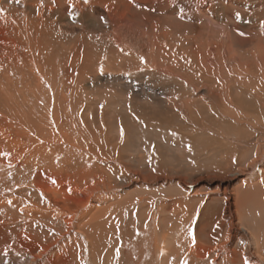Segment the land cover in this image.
I'll use <instances>...</instances> for the list:
<instances>
[{"label": "rangeland", "instance_id": "obj_1", "mask_svg": "<svg viewBox=\"0 0 264 264\" xmlns=\"http://www.w3.org/2000/svg\"><path fill=\"white\" fill-rule=\"evenodd\" d=\"M262 42L264 0H0V264H261Z\"/></svg>", "mask_w": 264, "mask_h": 264}, {"label": "bare ground", "instance_id": "obj_2", "mask_svg": "<svg viewBox=\"0 0 264 264\" xmlns=\"http://www.w3.org/2000/svg\"><path fill=\"white\" fill-rule=\"evenodd\" d=\"M263 2H260V4H262ZM213 10V9H212ZM210 13L213 15H215V13H218V11L217 12H214V11H210ZM209 13V14H210ZM210 14V15H211ZM206 16V15H205ZM208 18V17H207ZM217 18V17H216ZM210 19H211V17H210ZM213 19V18H212ZM214 20V19H213ZM220 27V26H219ZM127 29H131V24L130 25H128L127 26ZM222 29V28H221ZM209 33V32H208ZM226 35H228V34H226ZM226 35H224L223 37L224 38H227V36ZM211 39V38H210ZM262 39V38H261ZM226 42H227V40H226ZM226 46V45H225ZM229 46V45H228ZM228 46H226V50H227V48L229 49V47ZM220 53V52H219ZM218 53V54H219ZM214 54V53H213ZM222 54V53H221ZM221 54H219V56H221ZM250 59H252V61H253V63L254 64H261V66H263L264 65V42H262V43H259V44H257L256 43V45L254 46V51H252V55H251V58ZM250 64H252V63H248V64H246V69H245V71L247 72V71H250L251 72V74H253L252 73V70L253 69H251V67H249L248 65H250ZM262 68H264V66L262 67ZM250 74V75H251ZM262 75H264V71H263V74ZM225 96V95H224ZM254 127V126H253ZM261 160H263V159H261ZM260 160V161H261ZM259 161V160H258ZM253 172H254V169H253ZM256 177H258V176H255V178ZM221 185H222V183H221ZM229 192V191H228ZM230 193V192H229ZM240 194V193H239ZM240 197V196H239ZM230 200V199H229ZM238 202H239V200H238ZM237 202V203H238ZM7 203V202H6ZM14 203V202H13ZM8 204V203H7ZM12 204V203H11ZM240 204V203H239ZM1 206H2V204H1ZM12 206V205H11ZM10 207V206H9ZM240 207H242L241 205H240ZM233 208V209H232ZM227 209H228V211L229 212H231L232 214H233V218L234 219H239V220H242L241 218H242V214H241V210H239V208L238 207H236V205H234V204H232L230 201H228V206H227ZM226 209V210H227ZM228 213V212H227ZM163 216V215H162ZM175 216V215H174ZM163 218V217H162ZM1 220H3V219H1ZM0 220V221H1ZM162 220V219H161ZM111 232V231H110ZM178 234H181V233H178ZM145 235V234H144ZM165 234H163V235H161V237L159 238L158 237V239L157 240H154V239H152V241H154L155 243H154V248L156 247L158 250H162L163 248H164V246H167V244L169 245L170 244V240H172L171 239V236L172 235H174V234H166V236H164ZM171 235V236H170ZM250 235H251V237L254 239L253 240V246H254V252L252 253V254H255V255H257V257L256 256H254V257H256V258H258V260L261 262V264H264V237L262 236V238L263 239H261L262 241H260L259 240V238H260V236H257L256 234H252L251 232H250ZM19 236H21V235H19ZM84 236H85V234H84ZM94 236H95V234H94ZM94 236H91V237H89V235H88V233H86V239H87V241H88V244H89V257H88V260L91 262V264H97L96 262H95V258H96V246L98 245L99 246V243L98 242H96L95 241V238L96 237H94ZM115 236H117V235H115ZM146 236V235H145ZM177 236V235H176ZM181 236V235H180ZM180 236H178V238L180 239V240H182L181 238H180ZM148 239L151 241V236H149L148 237ZM209 239V238H208ZM22 240V239H21ZM113 240H114V237H113ZM172 242V241H171ZM180 244H181V242H178V246H180ZM189 247V246H188ZM214 249V248H213ZM212 250V249H211ZM231 253V252H230ZM188 254H192L191 252H188ZM224 256H225V252H223L222 253ZM220 253L219 254H217V255H215V257L216 258H218V257H220ZM226 258V257H225ZM228 261H229V257H228ZM231 262V261H230ZM232 263V262H231ZM230 263V264H231ZM108 264V263H107Z\"/></svg>", "mask_w": 264, "mask_h": 264}]
</instances>
